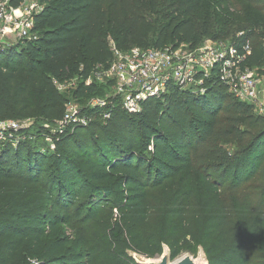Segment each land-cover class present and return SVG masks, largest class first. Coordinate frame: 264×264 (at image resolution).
<instances>
[{
  "label": "trees",
  "instance_id": "obj_1",
  "mask_svg": "<svg viewBox=\"0 0 264 264\" xmlns=\"http://www.w3.org/2000/svg\"><path fill=\"white\" fill-rule=\"evenodd\" d=\"M40 1L38 41L0 51V121L56 124L69 101L104 96L106 86L60 93L54 82L107 65L106 37L124 51L248 42V65L264 63V0ZM211 86L173 88L138 115L117 107L108 121L86 109L97 121L59 137L48 177L38 141H0V264H136L132 253L165 248L171 261L202 249L208 264H264V117Z\"/></svg>",
  "mask_w": 264,
  "mask_h": 264
},
{
  "label": "built area",
  "instance_id": "obj_2",
  "mask_svg": "<svg viewBox=\"0 0 264 264\" xmlns=\"http://www.w3.org/2000/svg\"><path fill=\"white\" fill-rule=\"evenodd\" d=\"M42 11L35 0H21L18 6L12 0H0V51L6 40L16 35L28 43L37 42L35 15ZM111 60L107 65H96L88 77L74 78L66 83L54 82L58 92L75 90L79 83L86 87L106 86L112 91L107 100L89 103V110H103L101 119L108 121L111 113L120 107L128 115H138L142 105L149 100H164L171 89L204 96L216 83L222 86L234 101L252 107L256 116L264 117V97L261 91L264 79L255 68L248 65L250 44H225L211 40L199 47L169 45L162 48L143 49L133 47L118 49L109 41ZM264 58V41L262 42ZM92 117L85 110L76 108L74 101L65 105L62 119L56 123L58 132H73V127L86 128ZM22 127L15 120L0 121V141L23 140L19 136ZM30 264H38L30 261Z\"/></svg>",
  "mask_w": 264,
  "mask_h": 264
},
{
  "label": "rangeland",
  "instance_id": "obj_3",
  "mask_svg": "<svg viewBox=\"0 0 264 264\" xmlns=\"http://www.w3.org/2000/svg\"><path fill=\"white\" fill-rule=\"evenodd\" d=\"M35 4L36 5H42L40 0H35ZM242 7L245 9L246 14L245 16H251L254 15V10L252 8V6L249 5H244L242 4ZM240 9V6L238 8H236V11L238 12ZM241 15L239 17V19H245V16ZM111 40V38L106 37V42L108 43ZM156 40V39H155ZM154 40V42H155ZM258 41H264V37ZM153 42V43H154ZM24 47V43L22 40H20L16 35L8 38L6 40V44L1 46V50L3 52H7V51H11V50H15V48H18L15 51H20L22 48ZM255 72L257 74V76L260 79H264V63L263 65L256 67L255 68ZM261 91L263 93V97H264V83H263V87L261 88ZM110 95L112 96V91L108 90L107 92H105L104 96H99V97H94V98H88V100H84L82 103H75V106L77 109H79L80 111H84L87 108H89V103L95 100H107L109 99ZM254 116H256L254 114ZM193 118V117H192ZM42 121V120H41ZM39 122V121H35L34 118H29V119H25V120H21V121H16L17 124L20 125V127H22V130L19 133L18 137H21L23 140L27 141V142H32V141H38V145L41 147L42 151L44 154H46L48 159V172L46 174V177L51 175V172L54 170V159H52V157L55 156L56 149L61 146V145H57L58 144V139L60 136H62V134H60L58 132V128L56 124H50V123H45L44 122ZM97 120H95V117L92 119V122H95ZM89 134V133H88ZM88 137H91V134L88 135ZM109 143V141H108ZM116 145V144H115ZM90 149H92L93 151H99L101 153V151L99 149H101V147L103 146L102 143H98V142H92L89 145ZM60 150H63V147H60ZM92 150H90L92 152ZM230 151L233 150V148H229ZM80 151V150H78ZM150 150H148L147 152H145L144 150H142L141 152L143 154H145V156L149 159V152ZM105 152V151H102ZM97 153V152H96ZM95 153V154H96ZM98 154V153H97ZM102 154V153H101ZM82 163L79 164V166H81ZM39 192L36 193V195H38ZM55 213L51 214L48 216V218L46 219H54L55 217ZM60 231H62L64 234L65 233H70L69 231H67V228H65L64 226L60 227L59 229ZM164 251H168L167 248L164 249ZM187 255V254H184ZM191 257H193L194 260H199V263L201 264H208L207 262V258L206 255L204 254V252L202 251V249H198V251L195 254H188ZM132 258L134 259V261L136 262V264H145V262H158L160 257H156V258H147L145 255H141V254H131ZM176 261V260H175ZM174 261L170 260V263H172ZM203 262V263H202Z\"/></svg>",
  "mask_w": 264,
  "mask_h": 264
},
{
  "label": "water",
  "instance_id": "obj_4",
  "mask_svg": "<svg viewBox=\"0 0 264 264\" xmlns=\"http://www.w3.org/2000/svg\"><path fill=\"white\" fill-rule=\"evenodd\" d=\"M147 264H196L193 257L190 255H183L176 261L170 263V255L168 251H164L158 262H148Z\"/></svg>",
  "mask_w": 264,
  "mask_h": 264
},
{
  "label": "bare ground",
  "instance_id": "obj_5",
  "mask_svg": "<svg viewBox=\"0 0 264 264\" xmlns=\"http://www.w3.org/2000/svg\"><path fill=\"white\" fill-rule=\"evenodd\" d=\"M196 264H201L199 263V260H195ZM148 262H145V264H147ZM203 263V262H202Z\"/></svg>",
  "mask_w": 264,
  "mask_h": 264
}]
</instances>
